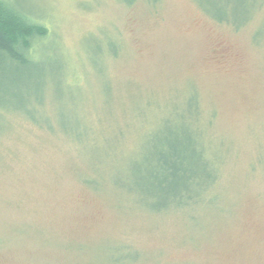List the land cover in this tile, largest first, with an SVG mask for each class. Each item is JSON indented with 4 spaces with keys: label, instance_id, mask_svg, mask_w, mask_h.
<instances>
[{
    "label": "rangeland",
    "instance_id": "374dc122",
    "mask_svg": "<svg viewBox=\"0 0 264 264\" xmlns=\"http://www.w3.org/2000/svg\"><path fill=\"white\" fill-rule=\"evenodd\" d=\"M1 1L46 35L0 65V264H264V0Z\"/></svg>",
    "mask_w": 264,
    "mask_h": 264
},
{
    "label": "trees",
    "instance_id": "16d2710c",
    "mask_svg": "<svg viewBox=\"0 0 264 264\" xmlns=\"http://www.w3.org/2000/svg\"><path fill=\"white\" fill-rule=\"evenodd\" d=\"M45 35V29L31 22L30 19L16 10L8 8L0 0V65H10L16 69L34 65L31 54L32 42L35 39L40 40ZM179 122L181 121L177 123ZM179 125L182 129L181 134L170 139L167 143L163 140L159 153L156 155V159L154 158L157 168H151L152 174L150 176L157 184L160 198L169 193L172 195L175 191L173 188H182L183 191L189 192L185 183L182 185L179 183L182 179L180 177L184 176L185 181L188 182L194 180L193 169L197 166L195 164L197 161V143L180 140L179 137L182 138L190 131L187 123ZM182 190L170 196L169 205L179 206L184 203L181 197L186 192ZM162 207H164L163 204Z\"/></svg>",
    "mask_w": 264,
    "mask_h": 264
}]
</instances>
